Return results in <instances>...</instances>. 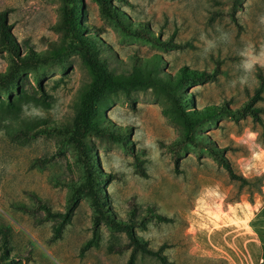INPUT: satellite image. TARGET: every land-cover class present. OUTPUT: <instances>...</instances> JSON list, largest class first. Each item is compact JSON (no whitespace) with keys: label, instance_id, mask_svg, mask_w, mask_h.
I'll use <instances>...</instances> for the list:
<instances>
[{"label":"rangeland","instance_id":"obj_1","mask_svg":"<svg viewBox=\"0 0 264 264\" xmlns=\"http://www.w3.org/2000/svg\"><path fill=\"white\" fill-rule=\"evenodd\" d=\"M79 2L0 0L20 47L16 56L0 51V231H7L11 264H123L129 254L130 246L116 252L128 242L124 231L104 222L96 228V243L80 249L93 231L84 197L53 240L57 220H43L42 211L35 212V198L51 211L64 210L67 187L61 181L82 180L75 152L46 131L26 141L12 137L24 127L72 119L91 80L85 54H110L109 61L120 67L156 54L168 75L180 66L207 72L217 67L215 79L186 88L197 109L236 108L256 86V71L264 76V0H111L128 21L145 23L160 40L182 46L166 49L122 35L99 15L93 0ZM27 86L43 100L7 109V94L14 97L17 88ZM103 102L101 114L114 130L127 131L131 147L92 139L97 167L108 174L101 186L115 217L126 220L131 203L139 205L135 233L153 249L165 244L162 253L172 264H257L251 225L264 218V129L250 116L235 119L220 112L196 144H177L179 127L162 113L165 102L150 88L108 93ZM255 105L264 122V99ZM206 142L236 173L261 177V193L253 192L252 203L246 188L229 180L206 150ZM134 156L145 177L135 173ZM145 205L171 221L146 217ZM134 264L160 263L136 252Z\"/></svg>","mask_w":264,"mask_h":264},{"label":"trees","instance_id":"obj_2","mask_svg":"<svg viewBox=\"0 0 264 264\" xmlns=\"http://www.w3.org/2000/svg\"><path fill=\"white\" fill-rule=\"evenodd\" d=\"M60 1V0H51ZM72 4L78 6L80 0H70ZM97 6L99 15L109 20L114 28L122 35L130 39L140 40L158 48H181L179 44L171 39H164L154 36L149 32L145 23L135 24L128 21L127 17L120 10L112 6L111 0H93ZM94 44L95 41L92 40ZM0 51H5L9 56H16L20 52L18 42L11 33V24L7 21V10H0ZM109 56L101 57L99 55L90 57L84 55L85 64L91 75V80L79 94L78 104L72 119L69 122L56 125H46L41 122L40 126L24 127L12 133L14 139L21 138L23 141L29 140L34 134L40 131H46L55 136L60 143L71 147L75 152L76 162L82 174L81 181L63 179L60 184L67 187V196L64 210L51 211L40 199L35 198L36 210L40 209L44 214L43 220L55 219L56 224L53 227L52 239L60 236L65 223L69 221V216L74 208L77 199L84 197L89 202L92 209V238L87 240L81 250L89 244L97 241V227L104 222L111 229L124 231L128 242L116 248V252L130 246L129 254L123 264H134L135 253L140 252L152 256L160 264H172L162 253L165 244L159 245L153 249L148 246L147 241L138 236L133 226L134 220L140 209L139 205L131 203L129 207V218L126 220L116 218L114 213L107 205V195L104 193L101 183L107 181L105 174L97 167L96 157L92 145V139L105 142H112L123 148L131 150L126 139V130H114L110 123L101 114V108L106 107L103 100L106 94L116 91L127 93L130 90L150 88L156 95L163 98L165 106L162 113L179 127V138L177 144L194 145L199 141L200 134L215 117L224 112L232 118L239 119L250 116L251 120L264 129V122L260 117L262 109L255 105L257 101L264 99V76L260 70L256 71L257 84L252 90L251 95L242 105L230 109L224 105H205L199 109L193 108L190 99L187 98L186 88L192 83L213 80L218 72L215 67L211 72L204 70L191 69L186 66H180L173 75L165 74L161 71L160 59L158 55L152 54L148 58H133L128 65L123 67L116 66V61H109ZM3 73L0 72V79ZM17 87V86H16ZM38 87L40 85L38 83ZM8 100L6 108L16 111L19 104L31 101L39 104L44 95L38 96L30 86L17 88L14 97L7 94ZM4 108L0 104V113ZM206 150L213 159L226 171L227 177L238 184V188H246L248 191V201L252 203L251 195L253 192L261 193V177L253 176L247 178L236 173L228 159L220 153L210 142L205 143ZM134 171L142 177L146 176L142 164L138 157L134 156ZM143 209L146 217H151L156 221L169 222L171 219L154 213L151 205H145ZM7 231H0V264H11L7 256Z\"/></svg>","mask_w":264,"mask_h":264},{"label":"crops","instance_id":"obj_3","mask_svg":"<svg viewBox=\"0 0 264 264\" xmlns=\"http://www.w3.org/2000/svg\"><path fill=\"white\" fill-rule=\"evenodd\" d=\"M253 221L254 223L251 225V236L254 245L256 244L259 249V258L257 264H264V218H257Z\"/></svg>","mask_w":264,"mask_h":264},{"label":"clouds","instance_id":"obj_4","mask_svg":"<svg viewBox=\"0 0 264 264\" xmlns=\"http://www.w3.org/2000/svg\"><path fill=\"white\" fill-rule=\"evenodd\" d=\"M255 63H256V62L254 61V62H253V65H254ZM252 135L254 136L255 134H252Z\"/></svg>","mask_w":264,"mask_h":264}]
</instances>
